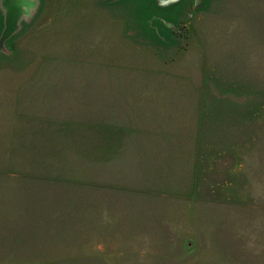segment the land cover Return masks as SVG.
Wrapping results in <instances>:
<instances>
[{"label": "rangeland", "instance_id": "374dc122", "mask_svg": "<svg viewBox=\"0 0 264 264\" xmlns=\"http://www.w3.org/2000/svg\"><path fill=\"white\" fill-rule=\"evenodd\" d=\"M4 1L0 264H264V0Z\"/></svg>", "mask_w": 264, "mask_h": 264}, {"label": "water", "instance_id": "95a60500", "mask_svg": "<svg viewBox=\"0 0 264 264\" xmlns=\"http://www.w3.org/2000/svg\"><path fill=\"white\" fill-rule=\"evenodd\" d=\"M12 28H13V25H12V16L9 15V17H8V19L6 21L5 30H4V33L2 35L1 40L5 39L9 35V33L12 30Z\"/></svg>", "mask_w": 264, "mask_h": 264}, {"label": "flooded vegetation", "instance_id": "af4514ba", "mask_svg": "<svg viewBox=\"0 0 264 264\" xmlns=\"http://www.w3.org/2000/svg\"><path fill=\"white\" fill-rule=\"evenodd\" d=\"M6 1H7V0L4 1L5 8H6V10L9 11V13H10V12H11V11H10V10H11V7H10V4L8 3V1H7V2H6ZM26 3H27V4H25V5L28 6V2H26ZM17 14H19L18 11H17ZM9 15H10V14H7V15H6V21H7L8 17H9Z\"/></svg>", "mask_w": 264, "mask_h": 264}]
</instances>
